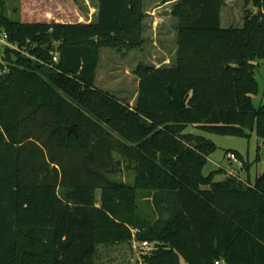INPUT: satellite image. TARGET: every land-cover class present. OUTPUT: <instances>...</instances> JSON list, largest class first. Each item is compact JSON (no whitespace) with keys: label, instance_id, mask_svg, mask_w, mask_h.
I'll return each mask as SVG.
<instances>
[{"label":"trees","instance_id":"trees-1","mask_svg":"<svg viewBox=\"0 0 264 264\" xmlns=\"http://www.w3.org/2000/svg\"><path fill=\"white\" fill-rule=\"evenodd\" d=\"M246 1L255 11L223 28V0H176V59L137 67L130 106L97 90L96 69L100 49L142 46L143 0H98L94 21L77 0H19L12 20L0 0L17 45L0 61V264H95L99 246L132 239L155 245L143 264H264V170L203 175L215 144L187 132L264 143V0ZM142 194L168 218H142Z\"/></svg>","mask_w":264,"mask_h":264},{"label":"rangeland","instance_id":"rangeland-1","mask_svg":"<svg viewBox=\"0 0 264 264\" xmlns=\"http://www.w3.org/2000/svg\"><path fill=\"white\" fill-rule=\"evenodd\" d=\"M3 13L12 20H19V0H3ZM98 0H77L83 14L88 21H94L97 14ZM176 0H143V44L139 49L118 51L112 48L100 49L99 63L96 69L95 86L97 90L113 96L119 101L133 106L137 97L138 78L135 70L138 66L160 67L172 65L177 56L176 26L177 18L171 14ZM254 12L252 3L246 0H223L221 8V27L242 26L247 12ZM1 12V8H0ZM2 39L0 34V40ZM1 42V41H0ZM4 45L0 43V61L3 57ZM254 77L258 83V92L252 96L255 107L264 103V61H254ZM5 67V66H4ZM187 132L202 135L215 144V150L207 158L202 170L203 175L218 168H223L224 174L215 177V180L224 176H238L243 181L248 174L252 181L256 174L264 170V143L250 132V136L236 137L210 134L196 128H187ZM238 152L244 162L250 164L249 171L245 172L244 163L238 159L233 162L230 151ZM233 153V152H232ZM115 181L121 179L133 184L132 172H123L122 176L113 177ZM96 201L99 204L100 190H96ZM138 213L142 218L151 220H166L169 212L160 210L152 196L142 194L138 200ZM152 245H154L152 243ZM155 247V245H154ZM144 255L138 246L132 244H118L115 246H99L95 264H143ZM184 264V263H182Z\"/></svg>","mask_w":264,"mask_h":264},{"label":"built area","instance_id":"built-area-1","mask_svg":"<svg viewBox=\"0 0 264 264\" xmlns=\"http://www.w3.org/2000/svg\"><path fill=\"white\" fill-rule=\"evenodd\" d=\"M0 34L2 37V39L0 40L1 44H3L4 46H8L10 48L17 49V45H13V44H10L9 42H7V34L4 31H2L1 29H0ZM52 61L55 63L58 61V55L56 53L52 54ZM229 158L233 162H238V159L232 153H230ZM138 232H139L138 229L132 230V236H134V234L138 233ZM132 246L133 247L138 246L140 248L141 252L143 253V255H149L155 249L154 245H152L151 242H148V241L136 242L134 239H132ZM215 264H219V262L216 261Z\"/></svg>","mask_w":264,"mask_h":264},{"label":"water","instance_id":"water-1","mask_svg":"<svg viewBox=\"0 0 264 264\" xmlns=\"http://www.w3.org/2000/svg\"><path fill=\"white\" fill-rule=\"evenodd\" d=\"M67 131H68V132H72L73 134H76V131H75V125L72 124V125H70L69 127H67Z\"/></svg>","mask_w":264,"mask_h":264},{"label":"crops","instance_id":"crops-1","mask_svg":"<svg viewBox=\"0 0 264 264\" xmlns=\"http://www.w3.org/2000/svg\"><path fill=\"white\" fill-rule=\"evenodd\" d=\"M96 6H97V5H96ZM96 9H97V7H96ZM95 80H96V78H95ZM220 168H221V167H220ZM221 169H223V168H221ZM213 171H214V170H213ZM256 175H257V174H256ZM220 179H221V178H220ZM220 179H219V180H220Z\"/></svg>","mask_w":264,"mask_h":264}]
</instances>
